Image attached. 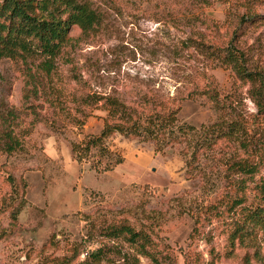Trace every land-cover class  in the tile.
Segmentation results:
<instances>
[{
	"label": "rangeland",
	"instance_id": "1",
	"mask_svg": "<svg viewBox=\"0 0 264 264\" xmlns=\"http://www.w3.org/2000/svg\"><path fill=\"white\" fill-rule=\"evenodd\" d=\"M60 1L62 18L66 2L88 3L100 24L74 26L51 73L42 55L0 59V264H156L140 241L112 236L122 224L149 235L160 264H264V224L246 219L264 205L257 86L196 43L232 41L264 69V0ZM105 95L175 110L176 128L197 130L171 143L115 133L107 143L122 163L79 164L71 143L102 131Z\"/></svg>",
	"mask_w": 264,
	"mask_h": 264
},
{
	"label": "trees",
	"instance_id": "2",
	"mask_svg": "<svg viewBox=\"0 0 264 264\" xmlns=\"http://www.w3.org/2000/svg\"><path fill=\"white\" fill-rule=\"evenodd\" d=\"M60 3H62L60 0H0V59L42 55L45 56L42 68L47 73H51L55 58L73 39L70 36L72 28L77 26L84 35H88L100 24L101 15L88 3L66 2L73 8L66 19L61 17V12L64 11L60 10ZM233 20L241 26L245 16L235 15ZM196 43L203 52L229 66L238 79L255 84L257 87L255 86L253 90L254 96L260 110L264 111V69L250 67L244 51L232 41L225 46L207 44L202 39H197ZM101 99L104 100L102 105L107 110L102 131L99 134H85L83 140L71 143L74 159L79 164L96 160L95 167L99 171H109L124 161V156L112 150L107 143V139L115 133H121L126 137L138 136L144 140L151 139L156 142L166 140L167 143H171L197 130L196 127L189 125L176 128L177 111L175 110L145 113L117 96L105 95L99 98ZM222 127V125L207 127L202 129L201 133L206 137L211 133L219 136L226 132ZM206 139L205 141H208ZM17 146H19L18 141H11L7 148L13 151ZM204 146V143L200 146L194 144L192 157L187 162L188 166L193 164L197 159L198 150ZM102 160H108L110 163L100 168ZM148 186V184L145 185V188L147 189ZM261 191L264 200V185ZM22 205L23 203L13 212V220L17 219ZM246 219L257 224H264V205L253 210ZM110 228L112 236L118 237L124 234L133 242L140 241L141 253L152 258L156 264H160V260L147 250L146 245L151 243L149 235L136 230L129 224L112 225ZM236 234L240 240L243 239L246 235L245 227H238ZM97 254L92 253L95 256ZM78 264L86 263L82 261Z\"/></svg>",
	"mask_w": 264,
	"mask_h": 264
}]
</instances>
